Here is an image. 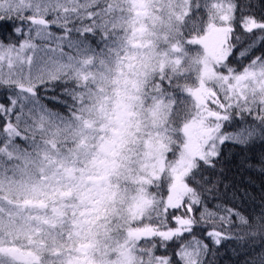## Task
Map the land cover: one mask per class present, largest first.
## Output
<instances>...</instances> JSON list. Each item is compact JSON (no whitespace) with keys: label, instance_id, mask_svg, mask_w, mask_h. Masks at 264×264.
Returning a JSON list of instances; mask_svg holds the SVG:
<instances>
[{"label":"snow or ice","instance_id":"snow-or-ice-1","mask_svg":"<svg viewBox=\"0 0 264 264\" xmlns=\"http://www.w3.org/2000/svg\"><path fill=\"white\" fill-rule=\"evenodd\" d=\"M243 173L264 0H0V264H264Z\"/></svg>","mask_w":264,"mask_h":264},{"label":"trees","instance_id":"trees-1","mask_svg":"<svg viewBox=\"0 0 264 264\" xmlns=\"http://www.w3.org/2000/svg\"><path fill=\"white\" fill-rule=\"evenodd\" d=\"M243 176L244 186L247 188L248 193L256 198L258 203L261 196H264V176L248 173H243ZM221 251L223 255L219 259V264H232L234 257H232L231 252L224 251V249H221Z\"/></svg>","mask_w":264,"mask_h":264}]
</instances>
